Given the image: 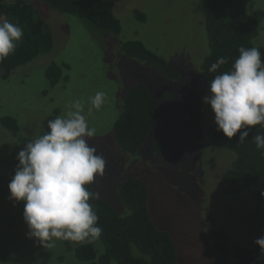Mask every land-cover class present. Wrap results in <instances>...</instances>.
<instances>
[{"label":"rangeland","instance_id":"rangeland-1","mask_svg":"<svg viewBox=\"0 0 264 264\" xmlns=\"http://www.w3.org/2000/svg\"><path fill=\"white\" fill-rule=\"evenodd\" d=\"M24 1L48 24L53 46L7 79L0 71V264H88L74 253L84 242L53 240L45 247L29 238L24 202L11 199L8 189L18 152L45 133L49 119L65 115L75 99L85 104L89 126L96 128L88 143L106 161L93 189L119 215H127L128 209L118 199V185L138 177L148 189L151 220L175 242L178 264H264L257 260L261 249L254 243L264 235V208L248 191L226 195L218 186L235 154L214 146L206 134L214 113L203 103L209 84L201 62L209 47L202 0H113L121 23L117 35L93 29L40 0ZM135 10L144 20L137 19ZM246 11L259 23L253 44L264 47V0H251ZM129 40L141 41L164 58L178 71L177 79L123 56L120 44ZM51 64L61 70L55 84L46 74ZM135 85H144L154 98L156 118L146 141L130 155L119 147L112 126ZM97 91L106 92L107 99L88 115L89 97ZM4 116L16 120L14 134L2 125ZM154 142L165 145L168 155L151 152ZM91 243L100 255V240ZM132 252L137 254L133 245Z\"/></svg>","mask_w":264,"mask_h":264},{"label":"trees","instance_id":"trees-1","mask_svg":"<svg viewBox=\"0 0 264 264\" xmlns=\"http://www.w3.org/2000/svg\"><path fill=\"white\" fill-rule=\"evenodd\" d=\"M64 14L77 16L93 29L117 35L121 23L114 13L113 0H40ZM251 0H202V14L206 28L208 53L201 62V69L209 82L217 74L231 69L234 59L239 56L240 46L258 47L264 60V47L253 44L259 33L258 20L246 11ZM135 16L144 20L145 16L135 10ZM18 24L24 31L23 39L15 52L0 62L3 79L10 73L40 54L48 53L53 46V36L48 24L39 11L24 0L7 2L0 0V22ZM125 57L140 60L156 66L168 79H177L178 71L164 58L145 47L138 40L120 44ZM224 57L227 63L215 73H209L211 64ZM51 84L61 77V70L51 64L46 71ZM154 98L144 85H135L124 98L121 110L113 123V133L119 147L127 154L134 155L146 141L155 122ZM1 123L11 133L17 131L16 120L10 116L1 118ZM214 115L206 134L211 143L220 149L235 154L232 164L221 175L218 186L221 193L232 195L245 190L253 195L264 208V154L255 146L252 136L264 134V126H252L249 136L238 143V135L229 139L222 131L216 130ZM47 127L45 132L47 131ZM151 152L166 156L168 148L158 142L151 146ZM94 191L92 184L86 186ZM96 193V192H95ZM97 194V193H96ZM118 199L128 209L125 216L119 215L105 199L96 195L89 200L102 228L99 238L103 252L97 255L92 243H82L74 248L78 260L88 264H178L175 242L170 233L158 228L151 220L147 206L148 189L138 177H129L118 185ZM132 245L137 254L132 252Z\"/></svg>","mask_w":264,"mask_h":264},{"label":"clouds","instance_id":"clouds-1","mask_svg":"<svg viewBox=\"0 0 264 264\" xmlns=\"http://www.w3.org/2000/svg\"><path fill=\"white\" fill-rule=\"evenodd\" d=\"M23 29L10 21L0 22V62L13 54L23 39ZM231 69L217 74L209 82L203 103L214 113L216 130L229 139L238 135V143L249 136L252 126H264V60L258 47L240 46ZM228 61L224 57L211 64L209 73L217 72ZM107 93L97 91L89 97L88 115L100 110ZM85 104L75 99L65 115L47 121V131L29 139L18 152L14 175L8 183L10 198L23 201V219L29 238L45 247L53 240L91 243L98 240L102 228L89 203L96 193L86 186L103 175L106 161L87 138L96 134L84 114ZM264 154V134L252 136ZM264 259V235L256 238Z\"/></svg>","mask_w":264,"mask_h":264}]
</instances>
